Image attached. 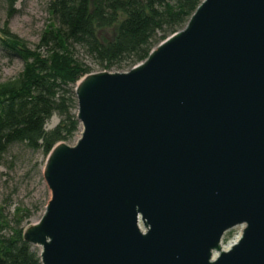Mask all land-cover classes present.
I'll list each match as a JSON object with an SVG mask.
<instances>
[{"label": "water", "instance_id": "95a60500", "mask_svg": "<svg viewBox=\"0 0 264 264\" xmlns=\"http://www.w3.org/2000/svg\"><path fill=\"white\" fill-rule=\"evenodd\" d=\"M75 94L80 135L47 156L24 231L42 264H264V0H203Z\"/></svg>", "mask_w": 264, "mask_h": 264}, {"label": "trees", "instance_id": "16d2710c", "mask_svg": "<svg viewBox=\"0 0 264 264\" xmlns=\"http://www.w3.org/2000/svg\"><path fill=\"white\" fill-rule=\"evenodd\" d=\"M4 0H0V3ZM10 2L8 19L13 16ZM203 0H52L50 23L37 47L0 26V56L23 61L20 73L0 81V163L15 146L45 158L80 131L76 84L92 68L76 55L81 48L107 71L131 69L162 41L182 29ZM113 29L111 38L103 36ZM60 120L47 129L50 119ZM39 207L0 205V264H42L24 231Z\"/></svg>", "mask_w": 264, "mask_h": 264}, {"label": "rangeland", "instance_id": "374dc122", "mask_svg": "<svg viewBox=\"0 0 264 264\" xmlns=\"http://www.w3.org/2000/svg\"><path fill=\"white\" fill-rule=\"evenodd\" d=\"M52 0H12L14 14L8 19L10 2L0 3V26L8 20L10 30L24 39L32 49L37 47L41 34L50 23L48 5ZM106 38H111L113 29L102 32ZM0 56V81L17 76L23 68V61L19 58ZM76 55L92 68L93 72L104 71L85 54L83 49L77 48ZM120 70V71H127ZM60 118L54 115L47 124V129H53ZM80 131L69 142L75 143ZM41 153L32 155V152L23 146H15L5 155L4 162L0 163V205L6 206L13 212L17 206L30 208L39 207L36 214L30 219V225L36 223L44 213L45 207L51 198V191L44 179L43 169L46 163ZM243 226H237L228 231L223 239L222 246L227 249L242 233ZM40 251V248L37 247Z\"/></svg>", "mask_w": 264, "mask_h": 264}]
</instances>
